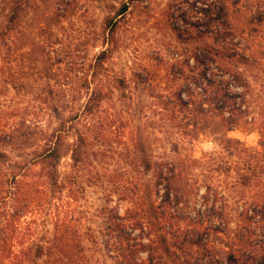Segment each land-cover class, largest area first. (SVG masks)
<instances>
[{"label": "trees", "instance_id": "obj_1", "mask_svg": "<svg viewBox=\"0 0 264 264\" xmlns=\"http://www.w3.org/2000/svg\"><path fill=\"white\" fill-rule=\"evenodd\" d=\"M119 1L103 17L109 45L135 0ZM70 2L0 0V85L13 60L49 77L38 65L58 44L51 28ZM187 6L180 20L170 11L185 44L154 74L159 90L146 68L134 79L157 106L164 152L135 161L146 178L113 182L106 202L115 194L128 207L102 206L97 229L80 200L98 182L84 173L118 118L104 104L128 89L105 65L112 46L75 60L69 80H44L39 102L53 124L36 111H0V264H264V102L250 79L264 67V13L242 15L250 8L238 0ZM235 129L256 131V145L230 137ZM206 137L211 150L199 146Z\"/></svg>", "mask_w": 264, "mask_h": 264}, {"label": "rangeland", "instance_id": "obj_2", "mask_svg": "<svg viewBox=\"0 0 264 264\" xmlns=\"http://www.w3.org/2000/svg\"><path fill=\"white\" fill-rule=\"evenodd\" d=\"M238 1L241 8L243 4L249 5L250 8V13L246 11L242 15L255 14L256 8V11L264 13V0ZM119 2L71 0L60 22L51 28L58 44L55 49L49 50L47 64L43 61L38 65L39 70L43 66L48 69L49 77L44 78L25 67L19 68L13 60L10 63L8 86L0 85L2 113L8 115L11 112L27 110L29 114L36 111L42 122L50 120L53 124L49 113L39 102L40 88L44 80H49V84L61 79L69 80L73 74L70 67L75 60L87 64L100 50L112 46L111 56L105 65L109 72L127 79L128 89L125 91V97L114 93L113 99L104 104L106 115L114 113L118 118L112 131L106 134L108 139L99 147L104 151V155L99 160L91 157L92 165L84 173V178L93 176L98 182L87 186L84 198L80 200V205L89 216L88 222L96 229L101 222L98 211L102 206L108 204L117 207L120 213L128 207V203L118 200L115 194H111V200L106 202L113 182L119 186L140 177L146 178L148 175L134 171L135 161L160 157L164 152V135L160 132V114L157 106L148 91L142 93L135 87L134 79L136 74L146 68L153 76L148 81L150 87H154L155 91L159 90L154 74L161 73L185 44L184 35L179 33L185 26L179 23L177 18L180 20V13L186 10L192 0H135L130 4L128 13L121 22L114 44L109 45L102 40L103 17L112 14L114 9L110 4L117 8ZM49 4L53 9V4ZM170 11L178 17L170 18ZM175 26H178L179 30ZM17 70L20 74L16 73ZM252 72L250 79L253 94L264 102V67L253 69ZM228 135L238 138L245 146H254L258 140L256 131L248 133L244 129H235ZM210 141L212 138L206 137L199 146L211 150L215 147V142L212 144ZM69 165L70 159L63 158L60 171L66 172Z\"/></svg>", "mask_w": 264, "mask_h": 264}]
</instances>
